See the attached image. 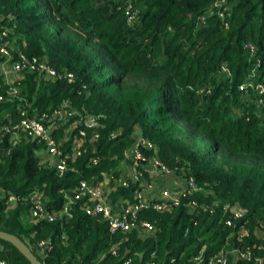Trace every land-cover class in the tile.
<instances>
[{
    "label": "trees",
    "instance_id": "obj_1",
    "mask_svg": "<svg viewBox=\"0 0 264 264\" xmlns=\"http://www.w3.org/2000/svg\"><path fill=\"white\" fill-rule=\"evenodd\" d=\"M215 1L0 0V30H6L0 44L14 59L17 52L42 59L55 73L52 80L23 73L9 85L0 73V190L20 197L9 211L0 205V231L27 245L41 264H192L201 250L205 261L230 247L249 258L226 264L264 259V97L259 107L250 91L244 97L237 90L248 80L264 82V0H226L223 21L209 13ZM128 4V14L136 12L130 23ZM21 112L44 115L65 155L82 128L77 115L95 119L61 177L41 163V143L20 137L11 145ZM135 128L153 147L142 151L145 158H155L174 179L191 177L197 189L172 209L140 210L137 223L151 225V235L137 227L110 236L99 217L82 212L81 199L69 220L28 221L23 198L33 190L57 211L79 181L119 177ZM133 189L116 188L111 204L131 202ZM191 202L208 209L190 211ZM224 205L243 212L229 227ZM40 241L49 243L43 256L31 248ZM0 245L5 262L29 264L8 243Z\"/></svg>",
    "mask_w": 264,
    "mask_h": 264
},
{
    "label": "built area",
    "instance_id": "obj_2",
    "mask_svg": "<svg viewBox=\"0 0 264 264\" xmlns=\"http://www.w3.org/2000/svg\"><path fill=\"white\" fill-rule=\"evenodd\" d=\"M129 4L126 5L125 13L127 15V21L130 23L136 12L132 11L129 15ZM209 13L216 15L221 21L224 17L228 16L230 10L229 4L226 0H217L209 7ZM204 17H200V22H203ZM6 35V30H0V40H2ZM244 48L251 50L250 45H244ZM10 49L6 42L0 44V73L6 79L5 84L9 85L14 81L21 78L23 73H35L38 78L43 80H52L55 76L54 70L47 65V62L35 58H27L22 53L17 52L16 58L14 59L10 53ZM222 72L226 73V69L222 67ZM253 76V74H252ZM69 77V76H68ZM238 92L244 97H247L250 91L254 97H256V105L262 106L264 97V82H252L248 80L242 83L237 88ZM14 93L11 91L10 94ZM63 108V107H62ZM67 115H70V111ZM21 112V119L17 125L13 127V134L11 145H15L20 139L34 140L36 143H41L43 145V153L45 155V162L52 165L55 169L57 175L61 177L67 171L69 167L67 161H73L81 153V149L84 145V130L94 126L95 119L90 117H83L77 115L78 121L82 124V128L77 131V135L71 139L70 147L71 151L69 155L62 154L59 150V143L49 135V130L44 127L43 120L44 115H41L39 119L37 118H27ZM58 116H62L60 113ZM1 131H6L2 128ZM65 135L69 133H65ZM120 134V131L111 133L110 139H114L115 136ZM132 142L130 146L123 152V161L121 164H125L124 169L118 170L121 175L114 178L110 174H104L101 176L100 181H84L78 182L77 187L72 191L71 195L64 194V203L62 207L57 211L50 210L47 208V200L44 194L40 190H33L23 201L28 204L27 216L29 222L35 224L38 222H51L56 218H63L65 220L71 219V206L74 202L78 200H84L83 206L81 207L82 212L91 217H99L106 225L107 233L112 236L117 233H129L130 231L141 228L142 236L151 235L154 228L151 225L141 222L137 223L136 216L138 212L142 209L151 208L154 211H165L172 209L178 205L179 199L192 192L197 191L195 183L191 177L186 179L184 182L181 178L174 179V175L166 170V168L158 162L155 158H145L142 155L144 150H152V145L143 139L137 128L132 132ZM119 166V169L121 167ZM127 170V173L125 172ZM143 173L149 174L157 173L170 181L173 180L175 187L172 189L166 187H160L157 191H150V186L143 177ZM179 182V183H178ZM169 183V182H168ZM133 185V197L131 202L126 200H119L111 204L109 197L116 188H128L129 185ZM20 201V197L13 194H5L0 190V205L3 208V212L9 211L15 208ZM190 211L195 209H201L202 211L208 208L204 205L196 206L195 203L191 202ZM222 211L229 214V217L225 220L224 225L231 226V220H240L243 216V212L238 208H231L230 206H222ZM246 235L244 229L240 230L238 233V239ZM264 240V236L261 238ZM47 242L40 241L36 244L34 249L36 255L43 256L48 247ZM115 247L113 246L108 250L111 255H115ZM203 251L201 250L197 256L192 260V264H226L230 259L240 260L248 259L249 253L247 251H241L238 248L230 247L219 251L216 255L208 257L203 261L202 256ZM154 254L150 255L153 258ZM0 264H11L5 262L0 258ZM123 264H132L131 260H125ZM145 264H154L153 262H148ZM254 264H264L263 258H257Z\"/></svg>",
    "mask_w": 264,
    "mask_h": 264
},
{
    "label": "crops",
    "instance_id": "obj_3",
    "mask_svg": "<svg viewBox=\"0 0 264 264\" xmlns=\"http://www.w3.org/2000/svg\"><path fill=\"white\" fill-rule=\"evenodd\" d=\"M3 79H4V82H6V80L8 79V78H4L3 77ZM52 131V129H50V132ZM63 137H65V136H62V138ZM59 143H60V140H59ZM37 155L39 156V157H42V162L41 163H47V162H45L44 160H45V155H44V153H43V150H40L38 153H37ZM48 164V163H47ZM125 164L126 163H124V164H121V167H120V169H118V170H123L124 169V166H125ZM126 173H127V170L125 171ZM147 175V174H146ZM150 176H148L147 175V179L144 177V179L147 181V184L150 186V191H157L160 187H166V188H170V189H172L173 187H175L174 186V184H173V180H169V179H167V178H165V177H163V176H161V175H159V174H157V173H151V174H149ZM169 182V183H168ZM179 183V182H178ZM2 248V246L0 245V249Z\"/></svg>",
    "mask_w": 264,
    "mask_h": 264
},
{
    "label": "water",
    "instance_id": "obj_4",
    "mask_svg": "<svg viewBox=\"0 0 264 264\" xmlns=\"http://www.w3.org/2000/svg\"><path fill=\"white\" fill-rule=\"evenodd\" d=\"M0 241L12 246L29 264H41L32 254L29 247L15 236L0 231Z\"/></svg>",
    "mask_w": 264,
    "mask_h": 264
}]
</instances>
